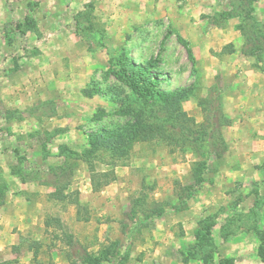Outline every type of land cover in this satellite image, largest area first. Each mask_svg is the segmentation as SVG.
<instances>
[{
    "label": "rangeland",
    "instance_id": "1",
    "mask_svg": "<svg viewBox=\"0 0 264 264\" xmlns=\"http://www.w3.org/2000/svg\"><path fill=\"white\" fill-rule=\"evenodd\" d=\"M0 1L14 16L0 24V201L41 205L40 214L19 207L36 225L17 235V244L0 254V264H70L69 256L80 262L86 251L97 254L114 243L120 256L102 264H203L185 263L184 255L196 251L199 221L212 218L219 219L214 238L229 240L215 246L212 264L227 259L264 264L255 231H264V179L254 174H264V72L253 67L260 54L258 67L264 69V1ZM178 37L191 48L193 60ZM244 51L252 54L242 56ZM124 55L138 65L155 63L160 89H189L181 109L194 120L186 124L192 131H207L209 138L217 133V124L209 123L212 115L228 118L229 126L219 128L227 150L220 164L216 157L208 162H218L219 171L206 176L210 184L198 187H222L229 196L223 213L218 206L225 197L207 190L205 196L217 205L197 206L193 198L185 210L132 223V208L148 211L154 202L177 203L175 181L191 177L200 150L196 134L186 131L188 139H181L170 127L165 129L179 139L177 145L125 138L113 151L93 138L121 132L135 122L136 113L156 126L165 117L157 102L133 94L112 72ZM251 142H259L257 154L241 172L238 155L244 156ZM105 173H114L115 180L93 193L91 176ZM226 177H231L228 183L222 180ZM55 191L76 192L80 216L89 222L77 220L70 199L49 200ZM252 192L260 198L246 196ZM199 206L205 208L198 212ZM52 218L60 219L63 231L54 222L46 228ZM9 220L17 234L18 226ZM63 232L73 235V246L65 244ZM33 242L40 247L31 251Z\"/></svg>",
    "mask_w": 264,
    "mask_h": 264
},
{
    "label": "trees",
    "instance_id": "2",
    "mask_svg": "<svg viewBox=\"0 0 264 264\" xmlns=\"http://www.w3.org/2000/svg\"><path fill=\"white\" fill-rule=\"evenodd\" d=\"M178 41L184 46L188 57L193 60L192 50L189 45L181 38L178 37ZM164 45V39L161 41L160 50ZM160 54V52L158 53ZM157 54V55H158ZM252 54L249 51H244L241 53L242 56H246ZM257 55V54H256ZM258 64L254 65V68H258L264 72V69L259 68L261 64L260 54L257 56ZM156 62V61H155ZM155 63H151L148 66H142L135 64L132 60L128 59L125 55L123 56L119 69L116 71H112L116 78L124 85H126L133 94L145 97L146 99H152L154 102H157L161 111L164 113V119L161 121L160 125L156 126L154 124H145L142 117L139 114L134 115L135 122L128 125L121 132L120 131H112V132H102L98 135L93 136L94 139L99 140L101 142L102 147L105 149L117 150V146L119 144L126 141V139L137 140L141 142L151 143L156 140L162 141L166 146H173L179 144V139L174 137L171 133L165 129V127H170V129L174 130L179 138L187 140L186 131H189L191 134H196L197 136L194 138L195 142L199 143L200 154L198 155L200 161L194 165L192 172V180L190 184H181L179 181H175L174 186V194L176 195L177 203L171 205L169 203H153V208L148 211L142 210L140 207L139 210L132 208L130 212V219L132 223L136 224L137 222L146 221L149 222L154 219L161 218L167 212V209L170 207L172 211H181L182 209L187 207L188 201H190L195 193L198 191V187L202 184L208 182L207 175H215L219 169L218 165L222 161V156L227 150V144L225 140L222 139L220 135V129L224 126H229V120L227 117H222L219 115H212L211 121L209 123L214 126L215 123V131L217 132L214 135H209V138H213V140H209L207 131L203 134L198 133L197 131H192V129L186 124L192 122L194 124V120L191 117H188L184 111L181 109V103L186 98L189 89H179L174 92H167L160 89L159 79L160 74L155 72ZM217 93V92H216ZM90 94V93H87ZM220 102V101H219ZM221 103V102H220ZM219 103V105H220ZM222 104V103H221ZM221 107V105H220ZM199 134L202 137H199ZM212 134V133H211ZM92 137V136H91ZM126 138V139H125ZM183 148V147H181ZM220 148V151H218ZM211 157H216V161L214 163H208ZM99 176V175H98ZM105 177L95 178L91 176L90 184L92 191L94 193H98L102 190L103 187H106L110 183H112L116 176L114 173H105L102 175ZM103 179V181H101ZM145 187V185L143 184ZM144 187H142L144 189ZM49 200H55L58 202H66L70 199V203L76 207V216L77 220L87 221L88 218H84L80 216V211L83 209L82 205L79 203L77 193H72V195H63L60 191H55L50 193L48 196ZM143 203V200H142ZM3 203L0 201V206ZM143 205V204H142ZM212 218V217H211ZM215 219L212 218V222L207 219L204 221H199L198 228L195 231V246L194 250H188V253L184 256V262L188 263L191 260H198L203 264H212L213 254L215 252V243L212 238V228L215 225ZM54 222L60 231H63V226L58 218H52L45 222L46 228L49 227V224ZM211 222V223H209ZM257 235L259 236V240L261 241L260 246L258 247L257 255L259 256L261 262L264 263V231L255 230ZM63 239L67 246H73L75 240L73 239V235L69 233L63 232ZM227 239V236L224 235V240ZM117 243L112 244V248L108 247L106 249H99L97 254L89 253L86 251L83 255L80 256L79 261H73L70 259V264H102L103 262H108V258H111L117 251H114ZM40 247L39 242H33L28 246V249L33 251L34 247ZM111 248V249H110ZM33 257L36 258L37 252L34 251ZM108 256H107V255ZM120 256V253H117ZM106 255V256H105ZM106 258V259H105ZM126 259V255H121L120 260L123 261ZM110 262V261H109ZM224 264H231L229 259L223 262ZM222 264V262H221Z\"/></svg>",
    "mask_w": 264,
    "mask_h": 264
},
{
    "label": "crops",
    "instance_id": "3",
    "mask_svg": "<svg viewBox=\"0 0 264 264\" xmlns=\"http://www.w3.org/2000/svg\"><path fill=\"white\" fill-rule=\"evenodd\" d=\"M260 1H264V0H260ZM12 14V12L10 11V9L6 6V2H3V1H0V24L2 23V22H4V21H8L9 20V18H11V16H13V15H11ZM14 17V16H13ZM248 73V72H247ZM254 84L252 83L251 85H250V87H252ZM261 88V87H260ZM263 91H264V88H263ZM260 132H262V131H260ZM259 132V133H260ZM256 145H259V142H251V145L248 147L250 150H247V153H245L244 154V156H243V154H241L240 155V157H239V155H238V162L240 163L239 164V167L241 168V172H242V170L244 169L243 168V165H247V166H249L250 167V163L252 164V161H251V158L253 157V156H256V150H258V148L257 147H255ZM249 152L251 153V152H253V153H251V154H249ZM248 167V168H249ZM249 169H252L253 170V168H249ZM228 171V170H227ZM255 171V170H254ZM229 172V171H228ZM231 172V171H230ZM240 172V171H239ZM256 173H254L255 174V176H256V174L257 173H260V175L262 176L261 178H263L264 179V174H262L261 173V171H255ZM180 174V173H179ZM234 174V173H233ZM253 174V175H254ZM259 178V177H258ZM263 179H260V180H263ZM179 182H181V184H183V185H185V184H190L191 183V177L187 174L186 175V177H185V181H186V183H184V181H183V179H182V177H180L179 176ZM223 181H225V183H228L229 182V180H231V177H226V179H222ZM206 183H209V182H206ZM206 183H204V184H206ZM204 184H202V185H204ZM210 184V183H209ZM215 185H217V183H214V185H212V186H210V185H207V186H209V188L208 189H206V187H204L203 189H201L200 190V188H199V190L195 193V195H194V197L193 198H195L196 200H195V205H199V204H205L206 206L205 207H207L208 205L209 206H215V205H217L218 203H216V200L215 201H213V197H210V196H208V197H206L205 195L207 194V192L208 191H217L219 194H221L223 197H225L224 199H222V202H220V204H219V206H218V208H220V209H222V211H221V213H223L224 212V208H222V207H227L228 206V202L229 201H227V198H229V196H227L226 195V193H225V191H222L223 189H222V187H220V186H217V188H218V190H214V187H215ZM220 189V190H219ZM91 190H92V188H91ZM208 190V191H207ZM102 191V190H101ZM100 191V192H101ZM207 191V192H206ZM93 192V191H92ZM100 192H98V193H100ZM220 192H222V193H220ZM257 192V191H256ZM94 193V192H93ZM214 193V192H213ZM255 192H252V194L250 195L249 193H247V197H251V196H253V198H255V196L257 197V198H260L259 196L261 195V193H256V194H254ZM209 195V194H208ZM250 195V196H249ZM204 197H206L207 198V201L206 202H204L203 201V199H204ZM192 198V199H193ZM191 199V200H192ZM210 199H212V201L210 200ZM190 200V201H191ZM190 201H188V203H187V207H189L190 206ZM194 201V200H193ZM197 201V202H196ZM223 202H227V203H223ZM79 203H80V201H79ZM81 204V203H80ZM22 207V208H24V210L23 211H25V210H27V208L28 209H33V212L34 211H38L37 212V214H40V210H41V205L40 204H35V203H29V202H24V203H22V202H20L19 201V199L17 200V198L16 199H8L7 201H6V203H5V205H3L2 206V208L0 209V254H3V255H6L7 253H8V250H9V246H11V245H13V244H17V239L19 238L17 235L19 234V235H23L24 234V232H29V231H31L32 229H33V227L36 225V222L33 220V218L34 217H32L30 220L31 221H28V219H27V215H25L24 214V212L23 211H21L20 209L21 208H19V207ZM203 206V205H202ZM187 207L185 208V209H187ZM205 207H200L199 206V209H198V212H199V210H202V209H204ZM9 208L10 209H13L12 211V215H7L6 213H7V210H9ZM184 209V210H185ZM207 210V209H206ZM171 209L170 208H168L167 209V212H166V214L164 215V216H162V218L163 217H165V216H167L169 213H171ZM210 212H212V211H210ZM209 211H208V213H210ZM9 219H12V221L11 222H13V226H18L17 227V231H18V233L16 234V233H12V230H10L9 229V226L11 225V223H10V220ZM37 219V218H36ZM218 220L219 219H217L216 218V220H215V222L216 223H218ZM89 222V219L86 221V223H88ZM182 224H184V225H186L185 224V222L183 221L182 222ZM198 226V225H197ZM216 226H217V224H215L214 226H213V228H212V238H213V241H214V243H215V245L217 246V244H221V245H228V243H229V240H228V238L227 239H225L224 240V238L222 239V237L220 238V239H215L214 238V235H213V232H214V230H215V228H216ZM218 229L220 230L221 228H219L218 227ZM74 240H75V238H73ZM216 240V241H215ZM233 242V241H232ZM232 242H231V244H232ZM103 245V244H102ZM89 252V251H88ZM94 254H96V253H94Z\"/></svg>",
    "mask_w": 264,
    "mask_h": 264
}]
</instances>
